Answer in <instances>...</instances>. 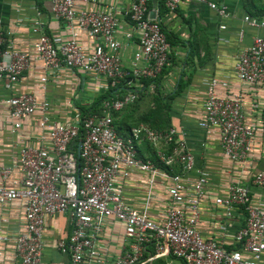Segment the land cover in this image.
Instances as JSON below:
<instances>
[{
    "label": "built area",
    "instance_id": "built-area-1",
    "mask_svg": "<svg viewBox=\"0 0 264 264\" xmlns=\"http://www.w3.org/2000/svg\"><path fill=\"white\" fill-rule=\"evenodd\" d=\"M49 1L54 18L66 26L70 36L65 42L55 44L43 34L41 22L34 21L33 32L39 34L37 54L47 74L65 67L102 75L118 90L116 98L104 102V115L77 114L71 123L52 121L50 102L39 101L32 94H17L7 100L13 121L12 132L21 129L24 120L38 114L41 117L39 126L46 133L37 137L38 148L22 147L14 165L0 168L3 179V182L0 180V205L15 200H22L25 205V231L15 240L17 264H43L45 218L56 214L70 217L69 238L58 243L59 250L69 256L70 264H147L162 255L185 264H262L264 169L255 178L262 193L258 204L249 202L247 189L239 183L229 186L227 197L216 199V204L224 207L228 220L236 207H245L248 213L247 226L236 237L240 244L238 250L228 251L217 241L202 237L197 230L200 204L209 183L205 171H198L189 199L184 194L183 175L172 176L168 191L170 207L165 220L160 223L149 216L147 208L139 211L127 205L123 198L119 179L128 177L130 168L149 172L152 175L150 184L158 174L153 163H142L137 158L138 145L142 141L172 146L170 154L157 151V156L169 165L180 164L183 173L195 166L194 156L174 128L164 131L139 125L125 138L119 135L114 123L112 111H120L138 98V92L130 87L131 80H155L170 65L171 45L160 27L157 10H154L155 18H151L152 0H132L125 9L124 15L130 24L123 34L125 41L118 38L123 27L115 5L94 10L84 7L78 11L80 2L89 5L96 0ZM191 1L203 3L227 16L223 5L210 0ZM182 2L166 0V6L170 12H175ZM245 21L264 29V21L250 17ZM79 31L90 33L96 40L92 51H86L79 43ZM10 36L12 33L6 32L0 19V82L8 90L19 82L31 61L27 54L16 48L14 40H6ZM134 38L139 41L138 48L131 70H127L123 68L121 53ZM235 70L243 82L264 84V37H254L250 47L239 55ZM41 80L45 83L48 77ZM216 85V80L208 85L205 117L200 127L217 128L224 155L231 161L244 163L252 149L253 129L244 123L241 97H220L216 94ZM120 89L129 93L120 96ZM17 163L23 177L18 187H7L4 181ZM187 205L192 210L190 217L184 210ZM111 219L121 224L124 236V243L115 254H111L102 240L106 222ZM3 241L7 238L0 236V242ZM150 247L154 252L149 250Z\"/></svg>",
    "mask_w": 264,
    "mask_h": 264
},
{
    "label": "crops",
    "instance_id": "crops-1",
    "mask_svg": "<svg viewBox=\"0 0 264 264\" xmlns=\"http://www.w3.org/2000/svg\"><path fill=\"white\" fill-rule=\"evenodd\" d=\"M131 1L96 0L89 5L80 2L77 10L80 11L84 7L94 10L115 5L117 17L123 27L118 38L125 41L123 34L129 30L130 24L124 12ZM210 1L225 6L227 16L220 15L203 3L191 0H183L175 12L167 10L161 13L160 0L151 1V18L154 10H157L156 15L169 34L170 65L155 83L144 85L141 80L132 79L130 87L138 92L137 100L120 111H112V115L121 112L119 119L113 117L114 122L124 128L135 127L133 124L136 120L145 113L155 111L157 109L155 105L161 101L164 106H168V110L157 109L154 117L166 124L165 130L174 128L178 138L186 142L188 150L195 158L194 169L183 173L180 164L169 165L157 156V151L170 154L172 146L142 141L138 145L137 158L142 163H153L158 169V174L153 184H150L152 175L137 168H130L128 177L121 176L119 184L126 204L139 211L147 208L149 216L154 221L163 222L170 207L168 191L172 186V176L183 175L186 185L184 194L186 199H189L192 197V188L197 180L198 171H205L209 175V183L205 199L200 204L197 230L205 239L215 240L226 250L233 251L239 249L236 237L240 230L246 228L248 213L244 207H236L233 216L228 220L224 207L216 204V199L227 197L232 183H239L247 189L251 204H258L262 199L261 189L256 185L255 178L264 169V84H250L239 80L235 66L239 55L250 47L254 37H264V29L245 21L246 17L264 21V18L252 17L246 5L260 7L264 5V0ZM117 2L118 4H115ZM0 19L6 32L12 33L6 40H14L16 48L31 58L28 69L12 90L6 89L0 82V168H2L14 165V159L22 147L38 148L37 137L46 134L39 126L41 117L38 114L24 120L18 131H11L13 121L7 103L11 96L25 93L34 95L39 101L47 100L51 104L52 121L71 123L77 114L86 115L85 110H89L90 114L104 115V102L116 98L118 89L113 88L110 81L102 75L71 71L65 67L54 74H47L44 63L39 60L37 54L39 34L33 32L34 21L41 22L43 34L50 37L55 44L65 42L70 36L66 26L54 18L49 0H0ZM79 43L86 51H92L97 42L90 33L79 31ZM138 43V39L134 38L122 50L124 69L131 70ZM43 77H48L47 82H42ZM213 80L217 81L215 91L218 96L241 97L244 123L253 129L252 149L244 163L231 161L224 155L217 128L200 127V122L205 117L208 85ZM145 88L147 89L145 96H140V92ZM125 89H120V96L129 93ZM116 126L118 128V125ZM128 135L129 132L126 136ZM22 177L21 166L17 163L4 183L10 188L18 187ZM0 180L3 182L2 177ZM184 210L187 217L192 215L189 205ZM25 227V205L22 200L0 205V236L7 238V241L0 242V264L19 262L15 240L25 231ZM71 229L70 217L66 214L45 218L43 264H70L69 256L59 250L58 243L69 238ZM102 240L110 248L111 254L120 251L124 236L122 226L117 220L111 219L106 222ZM149 250L154 252L153 247ZM245 256L250 257V254L245 253ZM147 264L184 263L168 255H162L153 258Z\"/></svg>",
    "mask_w": 264,
    "mask_h": 264
},
{
    "label": "trees",
    "instance_id": "trees-1",
    "mask_svg": "<svg viewBox=\"0 0 264 264\" xmlns=\"http://www.w3.org/2000/svg\"><path fill=\"white\" fill-rule=\"evenodd\" d=\"M248 7V11H249V14L254 17V18H257V19H263L264 18V5H261L260 7H256V6H249L248 4H246ZM160 8H161V13H165V11H169V9L167 8L166 6V0H160ZM161 16V14H160ZM159 23H160V27L162 29V31L166 34L167 36V39H168V42L170 41L169 39V34L166 33V31L164 30L163 28V25L161 23V21L159 20ZM171 45V44H170ZM167 68V67H166ZM163 72H165V69L163 70ZM162 72V74H163ZM161 74V75H162ZM159 75L158 78L161 76ZM158 78L155 79V80H151V79H142L141 82H143L144 85H149L151 83H155L158 81ZM146 88L144 91L140 92V96L141 95H144L146 94ZM160 102V103H159ZM156 105H155V108H157L158 110H164V108H167L168 110V106H164L163 103L161 101H159ZM156 109V110H157ZM155 110V111H156ZM155 111H152L151 113L149 114H144L140 119L136 120V122L133 124L135 127L139 126L140 124H146V125H149L150 127L152 128H155V129H160V130H165L166 128V124L162 121H160L158 118H155ZM98 113H100L98 110H97ZM85 113L86 114H89V110H85ZM154 113V114H153ZM121 116V112L118 113V112H115L114 113V118H118ZM119 119V118H118ZM115 121V120H114ZM115 123V122H114ZM115 125H118V128H117V131L119 132V135H123L125 138L127 137L126 134L127 132H129V135H130V132L132 130V128L134 127H131V126H127L126 128L122 127V126H119V124H116ZM117 127V126H116ZM128 135V136H129ZM172 149V148H171ZM153 160V159H152ZM245 208V207H244ZM239 248H240V244H239ZM238 250V249H237ZM184 263V262H183ZM185 264V263H184Z\"/></svg>",
    "mask_w": 264,
    "mask_h": 264
},
{
    "label": "water",
    "instance_id": "water-1",
    "mask_svg": "<svg viewBox=\"0 0 264 264\" xmlns=\"http://www.w3.org/2000/svg\"><path fill=\"white\" fill-rule=\"evenodd\" d=\"M152 17H153V18L155 17L154 13H152Z\"/></svg>",
    "mask_w": 264,
    "mask_h": 264
}]
</instances>
